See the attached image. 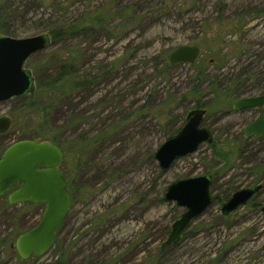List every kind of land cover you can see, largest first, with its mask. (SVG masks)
<instances>
[{
    "label": "rangeland",
    "instance_id": "rangeland-1",
    "mask_svg": "<svg viewBox=\"0 0 264 264\" xmlns=\"http://www.w3.org/2000/svg\"><path fill=\"white\" fill-rule=\"evenodd\" d=\"M77 24L74 37L33 55L27 68L33 73L32 64L51 62L54 69L58 51L78 46L81 76L97 77V85L75 96L83 119L79 131L110 134L86 156L87 167L74 172L84 194L55 246L25 263L1 246L0 264H264V189L231 215L221 211L236 191L264 186V137L244 133L259 114L233 110L239 98L264 94V0H0V30L13 34L0 35H50ZM195 45L201 52L194 64L167 67L175 50ZM202 61V80L194 82ZM212 83L221 92L239 85L234 89L240 95L226 102V111L208 112L203 126L213 132V144L161 170L154 155L196 109L189 94L197 86L208 105ZM21 106L14 99L1 103L0 117L14 118ZM132 113L136 117L129 119ZM16 140V134L7 138ZM228 153V160L216 157ZM64 162L76 169L73 156ZM204 175L212 177V195L220 201L194 220L179 243L164 248L185 211L165 199L167 188ZM43 208L21 211L26 218L20 224L35 227ZM15 226L0 214V241Z\"/></svg>",
    "mask_w": 264,
    "mask_h": 264
},
{
    "label": "water",
    "instance_id": "water-1",
    "mask_svg": "<svg viewBox=\"0 0 264 264\" xmlns=\"http://www.w3.org/2000/svg\"><path fill=\"white\" fill-rule=\"evenodd\" d=\"M51 44L48 34L28 38L0 35V104L29 96L36 90V81L27 68L28 60ZM199 46H182L169 57L171 65L194 64L200 56ZM264 108V94L239 98L235 112ZM206 109L191 110L184 126L158 148L154 157L161 170H168L178 159L197 152L204 143L214 142L213 132L203 126ZM13 118L0 117V135L7 133ZM245 137H264V113L244 129ZM65 156L56 145L48 142L22 140L10 145L0 158V196L8 195L11 205L43 204L44 212L38 224L23 233L16 242L19 256L43 257L55 246L56 237L72 210L68 181L60 166ZM209 175L175 181L167 188L165 199L175 202L185 211L172 225L166 245H175L185 231L215 202ZM263 185L236 191L222 204V214L229 216L250 203ZM264 212V206L262 207ZM55 264H65L56 262Z\"/></svg>",
    "mask_w": 264,
    "mask_h": 264
},
{
    "label": "trees",
    "instance_id": "trees-1",
    "mask_svg": "<svg viewBox=\"0 0 264 264\" xmlns=\"http://www.w3.org/2000/svg\"><path fill=\"white\" fill-rule=\"evenodd\" d=\"M79 27L80 25L77 24L68 28H56L51 31L50 46L63 43L70 37H74V34L78 32ZM0 33L13 35L11 32L3 30H0ZM219 51L215 54L218 55ZM58 53L59 58L54 69L51 67L49 68L48 64L51 62L48 64L42 63L41 65H31V69L34 73L32 74L34 75L36 81V90L29 96L14 99V101L16 100L21 102L22 106L18 109V112L15 113V117H12V128L7 133L0 135V158L6 149L12 145V143H8L7 141L10 134H16L17 140L15 142L33 140L36 142H48L58 146L63 151L65 157L73 156V159L76 162L75 170H71L69 164H65V162H63L60 166L61 171L68 181L73 204L79 196L84 194V191H81L78 187V176L75 175L74 172L76 171L77 173L81 171V169L87 167L86 165L88 161H86V156L89 152H91L92 148L98 145L103 147L110 132L108 129H103L101 130L102 132L98 133V135L90 137L89 133L79 131V126L83 119L80 117V110H78L79 108L77 104H74V101L76 100L75 96L80 95L83 92H88L92 86L97 85V77H92L89 80L88 78H85V76H81V50L78 46L70 48L67 51H58ZM114 66L115 64H113L112 67ZM167 67H171V64L167 63ZM196 67H198L200 71H198L194 82H200L202 80L201 75H203L206 69V61H202V63L198 66L196 65ZM238 86L226 87L221 92L215 87V83H212L211 87L213 88L209 91L214 93V99L208 105L200 99L205 96L206 92L199 90L197 86L194 87L193 91L189 95L195 99L196 109L207 110V117L209 111L217 109H221L223 112L226 111V102L228 104V101L231 102V99L240 96H237L238 92L234 89ZM66 107L67 109H65ZM146 107L147 105H144L139 110V113L143 112L142 118L145 117L144 111L146 110ZM68 110L69 112H72L71 116H69ZM77 110L78 112H76ZM149 110L153 111V108L150 109L149 107ZM136 114L137 113H132L129 116V119L135 118ZM206 117L204 122L206 121ZM59 122H62V124L59 125ZM117 127L118 126H115L112 131ZM216 157L228 160L229 153L226 154V158H222L218 155H216ZM213 197L215 202L220 201L219 197ZM40 207H44V205L27 203L23 204L19 208L18 205L10 204L7 194L0 196V214L5 219L16 223L12 234L0 241V247L6 246L10 252H15L14 254H17L21 263H25L35 258L33 256L30 257L29 260H24L19 256L18 252H16L17 239L23 233L33 228L32 226H28V224H20L21 218L23 221L26 218V212L21 213V211L34 210ZM58 236L59 233L57 234L56 242ZM164 248H167L166 244H164ZM64 261L65 260L60 262L65 263Z\"/></svg>",
    "mask_w": 264,
    "mask_h": 264
},
{
    "label": "flooded vegetation",
    "instance_id": "flooded-vegetation-1",
    "mask_svg": "<svg viewBox=\"0 0 264 264\" xmlns=\"http://www.w3.org/2000/svg\"><path fill=\"white\" fill-rule=\"evenodd\" d=\"M234 106V105H233ZM234 110V109H233ZM257 112L259 115L258 116H260L261 114H263L264 113V108H262V109H253V110H245V111H241V112ZM254 187H256V186H254ZM252 188V187H251ZM263 189H264V186H263ZM230 199V198H229ZM228 199V200H229Z\"/></svg>",
    "mask_w": 264,
    "mask_h": 264
}]
</instances>
